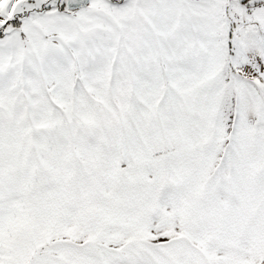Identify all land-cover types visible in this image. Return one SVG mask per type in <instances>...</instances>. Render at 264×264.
Wrapping results in <instances>:
<instances>
[{
    "label": "snow or ice",
    "instance_id": "obj_1",
    "mask_svg": "<svg viewBox=\"0 0 264 264\" xmlns=\"http://www.w3.org/2000/svg\"><path fill=\"white\" fill-rule=\"evenodd\" d=\"M0 264H264V0H0Z\"/></svg>",
    "mask_w": 264,
    "mask_h": 264
}]
</instances>
